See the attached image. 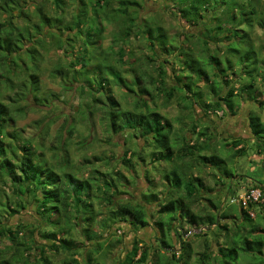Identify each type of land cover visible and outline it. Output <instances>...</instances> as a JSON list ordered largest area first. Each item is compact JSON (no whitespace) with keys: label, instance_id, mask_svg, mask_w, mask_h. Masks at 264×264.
I'll return each mask as SVG.
<instances>
[{"label":"trees","instance_id":"trees-1","mask_svg":"<svg viewBox=\"0 0 264 264\" xmlns=\"http://www.w3.org/2000/svg\"><path fill=\"white\" fill-rule=\"evenodd\" d=\"M161 1L163 2L162 13L170 9V13H175L173 15H176L180 23L185 21L188 24V28L182 32L186 42L181 49L186 56L181 62L182 69L188 73H186L187 76L186 74L182 76L184 78L182 80L176 74V69L171 66L175 71V78H173V86H169L168 71L164 72L166 68H162L161 65L156 66L161 72L155 81L150 78V82L149 80L143 82L142 76L135 71L138 75L135 74L133 77L140 87L144 86L141 91L145 93L146 101L144 100L141 106L136 105L142 107L141 110H134V112L128 109L129 111L124 115L129 116L127 128L132 129L134 125L138 126L141 129V137L145 138L146 142L151 140L155 143L162 154L161 159L160 152H156L155 159L173 162L176 157L171 139L174 126L158 109H146V106H149V99L152 98L149 95L150 92L154 89L155 95L165 96L168 103L173 100L176 92L180 94L183 92V99L193 97L197 106L206 113L212 112L217 115L222 111L223 115L228 113L236 115L238 104L235 97L240 99L246 92L253 91L254 94L258 92L257 78L264 67V56H262L264 46L258 45L260 36L254 30L258 26L264 31V3L262 4L260 0H247L245 4L239 3L238 0ZM89 3L92 9L89 8ZM147 5H149L147 0H75V8H72L68 0H38L36 2L0 0V180L3 184L11 183L9 187L15 196V200L8 201V204L0 200V264H55L46 253L47 249L51 254L63 255L62 262L56 264H105L103 261L98 262V257L105 246L111 244V240L103 236L107 235L105 233L119 222H127L136 232L152 226L153 223L159 233L157 240H160L165 247V251L156 252L153 255L148 245L149 241L139 235L123 260L125 263L129 261L128 264H135V262L137 264H193L194 248L190 242L182 238L179 229L184 230L187 225L191 229L202 228L208 224L222 226L227 232H232V238L230 244H219V254L213 252L207 244L205 250L197 254V264H216L215 262L239 264L241 251L254 253L261 259V245H264V237L254 235V228L246 230L245 233L242 232L248 225L252 226L254 221L250 210L258 206L260 202H249L247 207L240 204L239 212L243 222L236 229H231L227 224L219 222V218H227L228 214L219 212V206L213 202L211 207L216 209L215 213L209 212L200 216L192 211V204L198 200L201 189L210 188H205L199 173L183 178L175 169L173 172L165 173L164 177L170 182L172 188L169 190L168 199L160 202L157 210L160 214H169L168 219L162 217L151 220L150 207L143 203L133 204L123 199L114 202V196L117 193H124L120 190V178L128 179L122 172L117 170L115 175L119 180L112 182L115 179L112 173L95 170L93 175L87 170L89 166L83 169L86 173L82 174L77 173L79 171L77 168L69 170L70 165L67 159L66 163L61 164L62 167L59 165L58 168V165L44 161L41 154H37V149L32 146L33 138L23 139L18 133H13L9 129L10 126L17 127L19 119L25 117L30 107V103H27L29 97H33L38 106H47L45 104L47 96L43 94L41 78L42 61L44 53L53 46L62 49L68 44L71 50H74V53L72 52L74 61L69 62V66H80L74 69L75 78H79L77 72H83L86 69L88 79L93 77L96 81L109 83L111 89L107 94L108 101L114 100V95H111L112 83L121 85L128 92H133V89L127 88L128 78L122 75L121 67L135 66L136 59L133 61L129 57V61H126L128 45L117 46L115 35L119 32L118 27L126 35L132 33L129 47L133 40H137L143 47L154 46L155 53L163 50L169 52L166 50L169 48L167 28L162 25L159 18L156 17L154 20L156 28L158 27L155 28L157 31L152 27L144 30L146 27L143 28L141 25L133 27L135 22L140 24L146 19L147 14L143 12ZM165 5L166 9H164ZM70 6L71 16L66 17ZM100 7L101 9L105 7L104 13L99 11ZM101 17H104L105 22ZM126 17H130L132 25L124 23L123 19ZM88 23L90 26L94 25L95 29L93 32L89 29L85 34L82 28L85 27L84 25H89ZM111 25L113 26L111 43L106 46L103 34ZM84 34L85 43L86 40L87 43L92 41L91 45L94 44L95 50L100 49L98 60L95 59L93 63H90V59L86 56L88 49L86 47L83 49L81 44V36ZM156 39L161 44L157 41L154 44ZM105 46L116 49V53L112 55L109 52L112 55L111 62L104 67L102 66L104 59L101 55L108 49ZM159 63L170 64L168 59ZM91 64H96L95 70L89 67ZM93 72L97 74L94 76ZM58 74L67 77L64 64L60 59L54 62L51 69V76ZM261 76L263 79L264 73ZM87 78L82 80L84 84L82 88L80 87L82 92H86V96L89 94V90L86 91L87 87L93 88L92 84L95 82ZM151 85L153 88H150ZM3 89L11 93L4 94ZM92 95L93 93H90L91 101L87 103V107L93 106V109L96 106L101 107L100 100L97 97L91 99ZM250 99L257 101L259 108H264V100H258L256 96ZM20 101H25V104ZM138 103L136 101V104ZM109 114L110 129L114 132L126 129L117 123L118 114L114 111H110ZM194 118L195 124L192 130L195 133L197 122L200 120L196 116ZM249 126L254 139L261 140L264 144V120L259 115L250 114ZM209 129L210 127L207 126L200 129L197 132L196 141H185L186 143L179 149V152H182L181 159L192 157L190 160L192 162L201 161L205 167L216 166L227 177H234L226 169L224 158L216 154L209 155L208 152L213 150L209 143L213 138L209 135ZM199 138L202 140L200 141ZM203 138L206 141L204 143ZM7 139L11 140L9 145L6 144ZM242 143V138H235L231 142L239 154L246 152ZM259 152L263 154L262 151L259 150ZM131 157L125 154L122 160ZM141 160L144 159L141 158ZM218 178L224 183L222 176ZM262 183L254 187L259 188ZM105 192L110 193L107 195V201L112 203L103 206L101 196ZM2 193H5L4 189ZM28 194L35 202L33 211L35 220H21L15 224L5 222V218L8 221L6 211L20 214L26 210L30 203L26 198ZM151 196L146 194L145 197L154 201L156 194L153 193ZM185 198L191 201H185ZM98 200L102 202V205L94 207V202ZM119 227L121 226L117 229L120 231ZM167 232H173L172 243L166 239ZM114 233L117 231L114 230L107 236L111 237ZM193 234L201 237L208 233L201 230ZM45 240L47 243L44 242ZM175 243L179 244L178 247ZM227 256L229 258H226ZM162 258L168 261L163 263Z\"/></svg>","mask_w":264,"mask_h":264},{"label":"rangeland","instance_id":"rangeland-1","mask_svg":"<svg viewBox=\"0 0 264 264\" xmlns=\"http://www.w3.org/2000/svg\"><path fill=\"white\" fill-rule=\"evenodd\" d=\"M31 1L36 2L38 0ZM157 1L147 0L149 5H147L146 10L143 12L147 14L146 19L143 22H140V24L135 22L133 27L136 28L138 25H141L143 28L146 27L144 30H147V27L155 29L156 26L154 20L156 17L159 18L163 23L162 25H165L167 28L169 48L166 50H169V52L163 50L155 53L154 46H149L148 48L144 46V48L137 40H133L132 45L129 47L133 35L132 33L126 35L125 32L120 30V27H118L119 32L115 35L117 46L124 44L128 45V55L125 57L126 61H129V57H131L133 61L136 59L135 66L128 65L127 67L124 65L121 67L122 75L125 78H128L127 88L133 89V92H128L126 91L127 89L121 85L112 83L113 91L111 95H114V100L108 101L107 94H109L111 89L109 83H102L100 80L96 81L93 77L88 79L87 77L89 76L86 75L88 73L86 69L83 72H77L79 78H75L74 69L80 68V66H69V62L74 61V50H71L68 44L62 49H57L53 46L49 51L44 53L42 61L43 73L41 78L43 80V94L47 96V101L45 102L47 106H38L36 104L37 101L34 100L33 97H29L27 103H30V107H28L25 117L19 119L17 127L10 126L9 129L13 133H18L23 139L33 138L32 146L37 149V154H41L44 161L54 163L55 166L58 165V168L59 165L62 167L63 165L61 164H65L67 159L69 161L68 164L70 165L69 170L77 168V170H79L77 173L80 172L79 174H82L86 173L83 169H86L87 166H89L87 170L91 171V174L95 173V170H100L108 174L112 173L113 176H115V179H113L112 182L114 180H119L118 176L115 175L117 170L122 172V174L128 179H124L123 177L120 178V190L124 193H117L114 196V202L123 199L124 201L129 200L133 204H144L143 200H146V202L151 205L149 208V210H151V220L161 219L162 217L168 219L169 214H160L157 210L159 208V203L165 202L168 199L169 190L172 188L170 182L164 177L165 173L170 171L173 172L175 169L183 178H188L189 176L199 173L203 178L205 188L211 189H203V191H201L198 200L192 204V211L200 216H204L209 212L215 213L216 209L214 210L213 207H211L213 206V202L219 206V212H226L228 214L227 218H219V222H221V224H227L231 229H236L237 226L241 225L243 222L242 216L239 212V196L251 188L259 189L262 192V197L259 201L260 203L258 206L254 207V209L250 210L253 212V214L250 212V215L254 222L252 223V226L248 225V227L242 232L245 233L246 230L254 228V235L264 237V144H262L263 142L261 140L258 141L254 139L249 126L250 114L259 115L261 119L264 120V108H259L257 106L259 103L254 101V99H250V97L255 98L256 96L258 100H264V78L262 79L261 76L264 73V67L260 76L257 78L258 92L256 94H254L253 91L246 92V94L241 96L240 99L239 97H235L238 104L236 107V115H232L231 113L223 115L222 111L217 113V115L212 112L206 113L197 106L193 97H184L183 99V92H181L182 94L176 92L175 97L170 103H168L165 96L158 97L155 95L156 91L154 89L150 92L151 94L149 95L152 98L149 99V106H146V109H158L160 113L167 116L174 126L171 139L176 157L173 162H164L155 159L156 157H154V154L160 152L155 146V143L151 142V140L146 142L145 138L141 137V129L138 126L134 125L132 129L130 127L127 128L129 126V116L126 117L124 114L129 110H141L142 107H137L136 105L141 106L142 102L145 100V93L141 91L144 86L140 87L138 83L135 82V78L133 77L135 74L138 73L142 76L143 82H145V80H149L148 82H150V78L155 81L158 78V74L161 72L156 66L161 65L162 68H166L164 72L168 71V77L170 78L169 86H173V78H175V71H173V68L176 69V74L182 80H184L182 76L188 73V71L186 72L182 69L183 66L181 64V62L184 61V57H186L184 51L181 50L184 47L183 43L186 42V37L182 32L188 28V24L185 23V21L180 23L176 19V15H173L175 13H170V9L165 10V12L162 13L163 2L160 0L157 3ZM238 1L241 4L247 2V0ZM260 1L262 4L264 3V0ZM68 2L71 3L72 8H75V0H68ZM71 6L68 8L69 10L66 17L71 16V12H69L71 11ZM88 6L92 9L90 3ZM164 9H166V5L164 6ZM99 11L104 13L105 7L102 9L100 7ZM150 11L153 12L148 14ZM114 14L116 15V13ZM101 18L102 21L105 22L103 20L104 17ZM123 20L125 24L130 23L132 25L130 17H126ZM88 24L89 25H84L85 27L82 28L85 34L87 33V30L90 29L93 32L95 29L93 24V26H90V23ZM97 24L100 23L97 22ZM112 29L113 26L111 25L103 34L105 38L104 44L106 46L111 43ZM254 32L258 33L260 36L258 45L264 46V31L256 26ZM67 34L68 32L66 33V36ZM85 34L81 36V44L83 49L84 47L88 49L86 56L90 59V63H93L95 59L98 60L100 49L96 48L95 50L93 47L94 44L91 45L92 41L87 43L86 40L85 43ZM155 41L161 44L157 39L154 40V44ZM106 46L105 48H108L107 51L101 55V58L104 59L102 63V66L104 67L110 64L112 55L116 53V49H111ZM262 56H264V51ZM59 59L64 64V68L67 72L66 78L59 74L51 76L53 64ZM165 59H168V63L170 64L166 65L159 63ZM157 60L159 61L157 62ZM95 65L96 64H91L89 67L95 70ZM132 67L135 68L131 69ZM92 74L95 76L97 73L95 74V72H93ZM161 75L163 74L161 73ZM84 78H87L89 81H95L92 84L93 88L90 86L86 89V91L89 90L88 96H86L87 94L85 91H81L82 84H84L82 80H84ZM141 85H143V83H141ZM148 85L150 84L148 83ZM152 85L150 88H153ZM3 91L4 94L11 93L4 89ZM90 93H93L91 99L97 97L100 100L101 107L96 106L94 109L93 106L92 108L87 107V103L91 101L89 97ZM4 98L6 99L7 97ZM135 100L139 103L136 104ZM20 102L25 104V101ZM110 111H114L118 114L119 117L117 123L123 125L126 129H122L120 132H114L110 129ZM194 114L200 120L197 122L195 133L192 130L193 124H195L193 122L195 119ZM206 126L208 128L210 127L209 135L210 137H213L212 140L209 141L211 148L213 149L211 152H208L209 155L216 154L217 156L224 158L226 169L230 171L234 177H227L216 166L208 165L205 167L201 161L199 163L192 162L190 161L192 160V157L191 159L189 157L183 160L181 159L180 155L182 152H179L180 147L186 143L185 141L191 140L193 142V140H197V132ZM70 129L71 132H69ZM211 133H213V135ZM62 135L63 137H61ZM235 138H242L244 148L246 149L244 154H239L232 146L231 142ZM199 140L201 141L202 139L199 138ZM10 141L11 140L7 139L6 144L9 145L11 143ZM204 142L206 141L203 138V143ZM227 143H229V145ZM259 150L262 151L263 154H260L261 152H259ZM125 154L127 156L131 155L132 157L122 160ZM159 155L162 159L161 152ZM141 158L144 160L142 161ZM65 166L66 165H64V167ZM218 176H222V180L225 183L220 181ZM260 182H263L262 185H260L261 187H254L258 186ZM7 184L8 186H5ZM10 185V182L3 184L2 180H0V200L2 199L3 203L7 202L8 204V201L15 200L12 189L9 187ZM2 189L5 190L4 194L2 193ZM153 193L156 194L154 201L145 197L146 194L152 197L151 194ZM108 194L110 193L105 192V194L101 196L103 206L112 203V201H107ZM26 198L28 202H30L26 210L22 211L20 214L6 211L5 215L8 218V221L5 218V222L15 224L21 220H35V214H33V211L35 210V202L32 200L30 194H28ZM185 201L190 202L191 200L185 198ZM101 205L102 202H100V200L94 202V207H100ZM183 216L185 217V214H183ZM118 226H121L119 227L121 228L120 231L117 229ZM152 227H155L153 223L152 226L145 228V236L141 233L140 235L143 237L150 236V238H147L148 240H145L149 241L148 245L152 250V254L155 255L156 252L165 251V247L160 240H157V236H159L158 231H156L158 235L155 237ZM185 229H187V231ZM185 229H180L179 231L182 234V238L190 242L194 248L195 255L193 258V264H197V254L203 252L207 247V244L212 248L213 252L219 254V244H230V239L232 238V232H227L222 226H216V224H208V227H203V229L196 228L195 230L197 233L201 230L208 233L201 237L194 234L188 235V229H191L188 225ZM114 230H116L117 233L112 234L111 237L107 236ZM105 234L107 235L103 234V237L111 240V244H107L104 251L100 252L98 262L103 261L105 264H128L129 261L125 263L123 260L132 249L133 242L136 237H139V233L132 229L127 222H119V224L117 223ZM166 239L170 243L174 239L173 232H167ZM44 242L47 243L46 240ZM175 245L178 247L179 244L175 243ZM255 247L258 248V246ZM261 247V259H259V256L256 257L254 253L251 254L249 252L241 251L238 263L264 264V245H261ZM46 253L49 254L55 264L57 262L60 263L63 260V255L51 254L49 249H47ZM226 258L229 257L227 256ZM166 261H168V259L166 260L165 258H162L163 263H166ZM215 263L220 264L221 262ZM135 264L137 263L135 262Z\"/></svg>","mask_w":264,"mask_h":264},{"label":"built area","instance_id":"built-area-1","mask_svg":"<svg viewBox=\"0 0 264 264\" xmlns=\"http://www.w3.org/2000/svg\"><path fill=\"white\" fill-rule=\"evenodd\" d=\"M262 197V192L259 189H251L250 191H246L244 194H241L239 196V201L240 204H242L243 206L247 207L249 202H259L260 199ZM251 212V211H250ZM253 214V212H251ZM196 228H192L191 230L188 231V235L196 233ZM199 229H203L199 228Z\"/></svg>","mask_w":264,"mask_h":264},{"label":"crops","instance_id":"crops-1","mask_svg":"<svg viewBox=\"0 0 264 264\" xmlns=\"http://www.w3.org/2000/svg\"><path fill=\"white\" fill-rule=\"evenodd\" d=\"M242 146H244L243 143H242ZM224 183H225V182H224ZM201 191H203V190L201 189ZM141 198H142V196H141ZM143 199H144V198H143ZM143 202H144V205H147L148 207L151 206L149 203L146 202V200H143ZM177 227H178V226H177ZM205 227H208V226H205ZM152 228H153V227H152ZM175 229H176V226H175ZM177 229H178V228H177ZM144 230H145V229H141V230H139V231H138L139 235H140V233H141L142 235L145 236L146 233L144 232ZM179 230H180V229H179ZM153 231H154L153 233L155 234V236L158 235V233L156 232V228H155V227L153 228ZM142 235H140V236H141L144 240H145V239L148 240L147 238H150V236H149V237H143Z\"/></svg>","mask_w":264,"mask_h":264}]
</instances>
